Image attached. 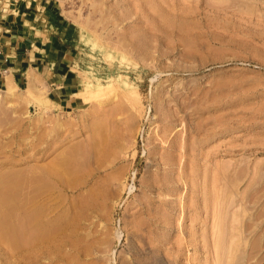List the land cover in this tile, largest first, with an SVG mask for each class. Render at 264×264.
<instances>
[{"label": "rangeland", "instance_id": "obj_1", "mask_svg": "<svg viewBox=\"0 0 264 264\" xmlns=\"http://www.w3.org/2000/svg\"><path fill=\"white\" fill-rule=\"evenodd\" d=\"M57 2L86 104L0 91V264H264V0Z\"/></svg>", "mask_w": 264, "mask_h": 264}, {"label": "crops", "instance_id": "obj_2", "mask_svg": "<svg viewBox=\"0 0 264 264\" xmlns=\"http://www.w3.org/2000/svg\"><path fill=\"white\" fill-rule=\"evenodd\" d=\"M72 24L57 0H0V91L33 78L51 105L81 109L83 81Z\"/></svg>", "mask_w": 264, "mask_h": 264}, {"label": "bare ground", "instance_id": "obj_3", "mask_svg": "<svg viewBox=\"0 0 264 264\" xmlns=\"http://www.w3.org/2000/svg\"><path fill=\"white\" fill-rule=\"evenodd\" d=\"M17 88V86L16 85H14L13 83H9V85H8V88H7V90L5 91V93H6V96L9 98V99H23L25 96H26V94L23 92V91H21V90H17L16 89ZM81 92L82 93H85L84 92V90H81ZM81 94V93H80ZM79 94V95H80ZM94 95V94H93ZM39 99V98H38ZM48 170V169H47ZM51 170V169H50ZM70 172V171H69ZM39 176V175H38ZM50 176V175H49ZM42 178V177H41ZM48 180V179H47ZM44 182H46V181H44ZM48 183V182H47ZM44 187V186H43ZM49 188V187H48ZM51 189V188H50ZM3 190V189H2ZM4 190H6V189H4ZM41 190V189H40ZM37 191V190H36ZM6 192V191H5ZM8 197V196H7ZM12 198V197H11ZM8 203V202H7ZM15 204V203H14ZM43 204V203H42ZM7 210V209H6ZM13 210V209H12ZM33 210V209H32ZM4 212H6L5 210H4ZM31 212V211H30ZM34 212H35V210H34ZM37 213V214H36ZM35 213V215L37 216V215H39L38 214V212H36ZM8 215H10V214H8ZM32 215H34V214H32ZM23 216V215H22ZM7 217V216H6ZM25 217V216H24ZM22 218V217H21ZM33 218V217H32ZM26 220V223L27 224H29V222H28V220L29 219H27V218H25ZM31 219V218H30ZM34 219V218H33ZM38 219V218H37ZM37 219H35V221L37 220ZM32 220V219H31ZM31 220H29L30 222H31ZM5 221V220H4ZM9 221V220H8ZM24 221V220H23ZM34 221V222H35ZM40 221V220H39ZM7 222V221H6ZM41 222V221H40ZM5 223V222H4ZM24 224H25V222H23ZM31 223H33V222H31ZM39 223V222H38ZM10 224V223H9ZM19 224V223H18ZM4 225H6V224H4ZM9 226V225H8ZM7 226V227H8ZM11 226V225H10ZM20 226V225H19ZM18 226V227H19ZM25 226H26V224H25ZM28 226V225H27ZM40 226V225H39ZM4 226H2V228H3ZM6 227V228H7ZM32 229H33V227H31ZM41 228V227H40ZM36 229V228H35ZM29 230V229H28ZM31 230V229H30ZM34 230V229H33ZM40 231V230H39ZM43 231H44V229H43ZM23 232V231H22ZM26 232V231H25ZM30 232V231H29ZM38 232V231H37ZM33 233V232H32ZM31 233V234H32ZM35 233V238L37 237V234H39V233H36V232H34ZM44 234V233H43ZM47 234V233H46ZM40 235H41V232H40ZM24 236H26V234L24 235ZM30 236V235H29ZM42 236V235H41ZM23 237V236H22ZM33 237H34V234H33ZM40 237V236H39ZM37 245V244H36Z\"/></svg>", "mask_w": 264, "mask_h": 264}]
</instances>
